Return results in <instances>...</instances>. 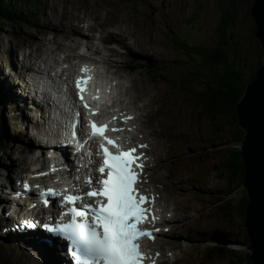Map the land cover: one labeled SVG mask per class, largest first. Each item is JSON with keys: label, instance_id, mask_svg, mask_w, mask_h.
<instances>
[{"label": "rangeland", "instance_id": "1", "mask_svg": "<svg viewBox=\"0 0 264 264\" xmlns=\"http://www.w3.org/2000/svg\"><path fill=\"white\" fill-rule=\"evenodd\" d=\"M221 2L222 0H42V7L37 13L36 3L30 0L26 7L30 9V12L36 14L31 19L30 25L0 24V81L3 83L9 74L10 78L15 80L12 68L15 67L16 61L21 62V68L24 67V63L19 58L24 57L29 50L26 48V44L45 43L48 46L53 42L50 39L62 40V34L59 32L63 31L60 29L65 25L66 17H63V13L67 6L79 10L78 14L82 17L85 15V4L93 3L103 9L100 12L103 14L100 16L102 23L93 30L86 31L87 29H84L88 34L85 36L89 38L82 44H80L81 39H78L80 43L77 41L74 53H80L78 51L82 47L89 49V44L94 41L98 50L100 49V53L96 56L93 54L94 52L90 51L93 55L92 60L99 64L103 71L105 67L101 64H105H100L99 61L103 62V59L107 58L112 66L115 64L122 67L121 70L111 69L115 72L114 75L119 77V79L116 77L117 81H115V86L119 87L113 90L114 99L124 100L127 105L124 112L128 110V107L133 109L131 110L132 114L134 111L138 112L137 109L145 110L147 108L149 110L148 123L157 124L153 130L151 129L154 133L150 130L145 131L144 135L147 138L143 140L145 142L152 140V136L160 131L162 138L165 136L167 141L174 142L171 154L174 157V168L179 171L170 173L169 178L165 179L164 177L163 181L168 184L170 181H174L180 188L178 190L180 192L178 195L180 209L176 211L174 222L166 227L168 233L161 241H172L177 247L174 248V251H172L173 249L168 250L169 254L165 257L162 256L160 264H231L232 260L223 252L220 253L216 250L219 256L214 253L215 245L209 242V238L214 232L232 236L239 231L238 237L232 238L233 242L230 241L231 243L226 246L227 250H234L240 257L246 258L248 255V259L251 254L248 251L250 241L244 245L241 243L244 233L240 228L243 223L237 213L241 200L244 196L247 197V192L243 188V182L234 187L230 186L227 174L221 167L229 155L228 151L230 149L240 151L242 143L238 145L233 142V137L236 134L234 127H228L227 123L219 118L212 121L197 102L198 98L195 92L200 90L201 84L207 80L208 76L197 77L196 83L193 87H189L190 92L188 93L184 91L187 89L185 85L179 87L181 83H185L184 79L189 70L192 71L188 67L197 64L201 66V61L198 57L187 58L172 41L175 36L190 46L214 47L218 42L217 31L221 20V10L224 8L221 6ZM247 5L248 3L243 1L237 6L235 24L229 27L227 33H233V38L229 40L235 44H231L229 48L226 47L230 62L241 70L246 78L250 77L256 69L259 58L264 60L261 46L252 32L253 19L248 17ZM90 8L95 7L91 5L87 10ZM117 21L124 22L126 33L122 34L121 31L115 30L117 33L114 31L112 35L125 40L120 41L112 37L104 38L105 31L115 29L113 25ZM66 27L67 30L70 28L68 25ZM96 34H101V38L98 39ZM78 35L82 34L78 32ZM32 37L35 39H31ZM47 39L50 41H46ZM116 42H119L121 46ZM95 45H91V48L93 49ZM66 55L67 53L58 54L57 60L60 62L62 59H66ZM110 57L113 58L110 59ZM187 59L190 64L185 63ZM152 60L156 62V67L140 68V64L145 66ZM49 63H37L32 67V70L28 68V71L40 72L39 68L52 67L51 60ZM75 63L76 61H73L72 65ZM71 73H73L72 70H70ZM29 77H32V74ZM16 79L20 82V75L16 76ZM132 79L134 81L132 85L136 90L132 87L133 97L130 96V99L134 105L127 104L129 99L126 100L123 96L124 89L130 85ZM32 81L34 80L25 82H28V92L31 88L33 98L30 97V99L36 102L34 110H38V112L26 111L24 115H30L29 117L37 119L39 117L37 114L40 111L38 106L40 98L35 101L36 89L30 85L33 84ZM5 83L8 85L7 82ZM171 83L173 84L171 85ZM6 85L3 83L5 94H7ZM127 93L130 92L127 91ZM140 96V101H133V98ZM14 99L2 102L0 98V119L6 127L5 147L0 149L1 173L14 167L13 163H17V159L20 158L18 147L15 148V146L20 144L19 146L23 149L38 147L37 141L30 137L33 131L28 129V122L27 125L20 123L22 117L17 114V100L15 97ZM161 120L165 126L158 129V122ZM150 133H152L151 137H149ZM182 133H185L184 137H182ZM34 153V157H36L37 152ZM28 163L31 162L26 161L25 166H16L18 172H14L13 169L8 172L10 180H14V176L19 175L20 170L24 169L23 172H25ZM28 167L31 169V166ZM151 174V169L145 173V177L150 180L149 189H152ZM165 174L168 173L160 172L161 177ZM4 178L0 174V183H4ZM0 188L2 189V186ZM160 193L164 197V191L158 194ZM163 204L161 205L167 209L166 205L170 203L163 202ZM170 205L167 216L172 218L174 210L173 205ZM163 217L166 218V215L164 214ZM176 219H180L179 222H176ZM3 221L6 219L3 218L1 222ZM223 248L225 247H217L221 250H224ZM2 249L8 257L16 256L17 249L12 250L8 247ZM15 262L25 264L22 260ZM3 263L10 264L7 259H4Z\"/></svg>", "mask_w": 264, "mask_h": 264}, {"label": "bare ground", "instance_id": "2", "mask_svg": "<svg viewBox=\"0 0 264 264\" xmlns=\"http://www.w3.org/2000/svg\"><path fill=\"white\" fill-rule=\"evenodd\" d=\"M94 6L95 8H90V10H87L90 6ZM85 15L82 17L81 15H79V10L71 7V6H67L65 8V11L63 13V17L66 19L64 21V24L60 30H63L62 32H59L60 30H56L57 32H59L61 35V41L59 40H54V39H50L51 41H53L52 43H50V45L46 46L45 43L43 44H35V43H30V44H26V48L29 49L26 52V55L22 58H19L20 61H22V63H24V67H20L21 62H17L16 61V65L15 67L12 68V70L14 71V75H15V80L11 79V75L9 74V77L5 80H3V83L6 85L5 82L8 83V85H6V89H7V98H3L2 96V102L8 100V101H12L15 100L14 97L17 100V106H16V110H17V114L22 117L21 120L22 122L20 123H26L28 122V129L29 130H38V124L37 122L34 121V118L29 117L30 115L26 116V114L24 115V112L28 111L29 112H38V110H34V108L36 107V102H34L33 100L30 99V96H28V82H30V78H33V76L35 75H40L42 72V70L44 68H39V71H28V68H30L32 70L33 66H36L37 63H42V64H50L49 60L52 61V67L56 64L57 60V56L58 54H62V53H67L66 55V60L71 59L73 57H77L79 60H85V61H89L93 64H96V62H94L92 60V54L91 52H94L93 54H96V56H98V54L100 53V49L98 50V48L96 47V45L94 44V41H92L90 44L94 46V48H91V45L89 44V49L88 48H84L82 47L81 49H84L86 51V53H88V55L83 54V56L79 57L78 55L80 54H75V46L76 43L78 41V39H81V43L80 41H78L80 44H82V42H85V40H87V38L85 35L87 34L84 29H87L86 31H90L95 29V27L97 25H99L100 23H102L100 21V16H102L103 14H100V12L103 11L102 8L98 7L96 4L90 3V5L85 4ZM37 9V8H36ZM72 11L70 14L68 12ZM109 12V11H108ZM69 14V15H68ZM100 14V15H98ZM32 17V16H31ZM119 18V17H118ZM64 20V19H63ZM120 20V19H118ZM94 22V23H93ZM113 23V22H112ZM66 25H68L70 28L67 30ZM115 27V29H113L112 31H105V34L103 35L104 38H115L116 40H120V41H124L125 39H118L117 37L113 36L112 34L114 33L115 30L117 31H121L122 34L126 33V25H124L123 21H117L116 24L113 25ZM82 29V30H81ZM124 31V32H123ZM45 32V31H44ZM78 32H80L82 35H78ZM116 32V31H115ZM117 33V32H116ZM88 35V34H87ZM97 35V34H96ZM98 39L101 38V34L97 35ZM35 37V36H33ZM31 38V39H35V38ZM80 37V38H79ZM29 39V40H31ZM97 39V40H98ZM49 39H47L46 41H50ZM120 45L119 42H116ZM52 45V47H51ZM88 45V44H87ZM121 46V45H120ZM44 47V48H43ZM51 47V48H50ZM80 47V46H78ZM97 48V49H96ZM24 49V48H23ZM39 49H41V52H39ZM50 49V50H48ZM79 49V48H78ZM77 50V49H76ZM109 51V50H108ZM107 51V52H108ZM25 54V53H24ZM95 57V56H94ZM96 58V57H95ZM113 57H110V59H112ZM17 59V58H16ZM106 60V61H105ZM100 64L104 63L105 65L101 64L102 66L105 67V75H109L108 77L110 79H115V77H117L119 79L118 76L114 75V71L111 69H118L121 70L120 68L122 67H118L117 65L113 64L114 66H112L110 64V62L107 59H103V62L99 61ZM23 65V64H22ZM117 66V67H116ZM41 67V66H40ZM34 69V68H33ZM72 69V66L69 67V69H67V73L68 75H70V70ZM21 73V74H20ZM30 74H32V77H29ZM20 75V82L17 81L16 76ZM27 77L30 79H27ZM57 78V77H56ZM11 80V81H10ZM28 81L27 83L25 81ZM130 81V80H129ZM34 84H30V85H35V82L32 81ZM58 82H61V80L59 79ZM133 79L130 82V85L128 87H126L124 89L123 92V96L125 97L126 100L129 99V101L127 102V104L131 103V105H134V103H132L130 96H132L131 92H133V88L136 90V88L132 85L133 84ZM26 83V84H25ZM2 86V85H1ZM32 86V87H33ZM30 87V86H29ZM119 87V86H118ZM133 87V88H132ZM31 88H29L30 91ZM119 89V88H118ZM129 91L130 93H127V91ZM1 92V91H0ZM32 93V92H31ZM120 93V92H119ZM2 94V93H1ZM35 96H36V100L38 98H40V102L39 104H44L48 101L47 96L40 93L38 90L35 91ZM133 97V96H132ZM33 98V97H32ZM141 96L139 98H133V101H140ZM120 103H124V100L119 101ZM8 103V102H7ZM15 103V102H14ZM12 104V103H11ZM127 107V105H126ZM126 107H120V111H122V113H124L127 117H129V107L127 108L128 110L126 112H124L126 110ZM144 107V106H142ZM33 109V110H32ZM139 112V115H132V117H135L132 119V131L129 132L127 131L126 128L125 130V137L128 140V143H132L133 146L134 145H143V144H147V157L148 160L146 162L147 164V169H151L152 170V174H151V184H152V189L149 190V193L152 194V196L157 200V202L155 203L157 205L156 209L158 210L156 213V217L161 218L162 220H164V225L160 228L161 232H159V235L157 236V232L154 233V237H155V244L154 243V252L153 255L156 257V254L159 253L160 257L161 256H166L169 254L170 251L168 250H172L174 251V248L177 247L175 246L172 241H161L163 239V237H166V233L164 232V228L168 227V225H170V223L174 222L175 216H176V211L178 209H180V205L178 202L180 192L178 191L180 188L178 186H176V183L174 181H170L169 184L164 182V177L165 179L169 178V174L174 172L176 173L177 169H175L174 165H173V155L171 154V150L173 148L172 144H174V142L172 140L167 141L166 137L164 136V138H162L161 136V132L159 131V133L155 134L154 136H152V133H150L149 137H153L152 140L145 142L143 139L147 138L145 134V131L150 130L151 132H153V128L156 127L157 124L152 125L148 123V119H149V114L147 108H145V110L142 109H137ZM43 111V109H41V112ZM40 112V111H39ZM43 113V112H42ZM120 114V112H119ZM38 115V114H37ZM61 118V117H60ZM24 119V120H23ZM108 120H110V118H107ZM166 121V120H165ZM137 122V123H136ZM167 122V121H166ZM165 126V123L161 120V122H158V126L157 128L160 129L161 127ZM27 127V126H26ZM171 128V127H170ZM152 129V130H151ZM144 131V132H143ZM30 132V131H29ZM182 132V129H181ZM41 133L43 134V136H47L46 132L41 130ZM154 133V132H153ZM141 135H143L141 137ZM182 137L185 136V133H182ZM50 136V134L48 133V137ZM169 136V135H168ZM161 138V139H160ZM22 141V139H20ZM141 140H143L141 142ZM184 140V138H183ZM20 144H18L16 147H18L17 151L20 153V158L17 159V163H13L12 168L8 169L6 172L3 171L2 173L0 172V174H2L5 178H4V183H0V186L2 185H6V189L11 187V194H13L14 192L17 193L19 191V189L21 187H19L18 185L20 184L18 181H15V186H14V180H10V177L8 176V172L13 171L14 172H18V168H16V166H25V162L26 161H30L31 163H28V166H31L35 163H39L41 162L42 164L44 163V156L42 154V148H46L49 149V147H43L41 144H38V148L35 149H31L29 147L23 149L22 147L19 146ZM127 145V143L125 144ZM41 146V147H39ZM37 152V156L34 157V152ZM19 157V156H18ZM32 157V158H30ZM65 156L61 157V159H64ZM18 160H20V162H18ZM42 160V161H41ZM58 162L60 161V159L57 160ZM27 166V170L25 172L24 169L20 170V173H27L29 167ZM57 166H60V163H58ZM7 167V166H6ZM43 169V168H42ZM146 169V171H147ZM85 170V169H83ZM160 172H166L168 174H165L163 177L160 176ZM180 174V173H179ZM142 178V177H141ZM10 180V181H9ZM6 181L8 183H6ZM184 181V180H183ZM187 182V181H186ZM6 183V184H5ZM161 187V188H160ZM2 192H4V188L2 186ZM8 191V189H7ZM164 191V197L162 196V194H157L159 192ZM173 191V192H172ZM177 193V194H176ZM19 196L21 198L22 195L19 194ZM25 196L27 198H29V194H25ZM164 198V200H163ZM0 200L1 197H0ZM163 202H168L170 204L173 205V210H174V214L172 216V218H169L167 216V214H169L168 208L171 207L170 204L166 205L167 209L164 208V204ZM161 204H163L164 206H162ZM167 204V203H166ZM10 206H11V201L8 202L5 200L4 203L0 204V264H7V263H3L4 259H7L8 262H10V264H18L15 261H24L25 264H48V260L43 259L41 256L45 255V257L47 259H50L47 255V252L41 247L38 246L36 247L38 254L36 253V251L33 249V247L27 243V242H21L22 239V235L21 234H17V233H10V226L14 225L16 222H19V218H17L16 215L9 213L10 210ZM19 208V209H17ZM16 210H23L25 209L24 207H17L15 206ZM166 215V218L163 217V215ZM11 215V216H10ZM33 214L31 213H27L24 215H21V218H29L32 219ZM3 218L6 219V221L1 222V220H3ZM183 218V217H182ZM11 219V221H10ZM180 219H176V222H179ZM26 220H22V222ZM155 227V226H154ZM153 228V227H152ZM157 228V227H155ZM58 232V229H56ZM28 236H39V237H43L44 235L41 232H37V234H28ZM60 245H62V243H60ZM157 245V246H156ZM55 246V245H54ZM3 247H8V248H12L13 249H17V253L16 256L13 257H8V255L4 254L3 252ZM33 250V251H32ZM6 253V252H5ZM37 255V256H36ZM56 255V251L53 250L52 251V257L54 258L55 262L57 264H66L65 260L62 259V255L57 258H55ZM66 255L68 257V254L66 252ZM69 259V257H68ZM36 260V261H35ZM158 260V257H157ZM47 262V263H46ZM70 263V261H69ZM50 264H53L52 262H50ZM160 264V263H158Z\"/></svg>", "mask_w": 264, "mask_h": 264}, {"label": "snow or ice", "instance_id": "3", "mask_svg": "<svg viewBox=\"0 0 264 264\" xmlns=\"http://www.w3.org/2000/svg\"><path fill=\"white\" fill-rule=\"evenodd\" d=\"M81 71L88 70L82 68ZM89 79L91 77H78L75 86L82 106L95 116L99 114V109H91L84 96L86 88L82 86L86 85ZM92 99L98 100L99 96L94 95ZM117 119L121 118L113 116L105 123L89 119L90 137L100 140L96 152L102 157L98 166L100 178L95 181V186H92L91 178L85 181L90 190L83 196L67 195L64 200L72 204L87 197L95 198V202L84 203L79 209H70L71 220L61 225L59 230L79 246L80 254L76 255L75 259L82 261V264H145L146 261L154 264V257L142 251L141 244L145 238L154 241L153 233L161 231L159 228L145 227L147 224H154L158 217L151 214L152 209L146 206L152 203L153 198L145 195L138 187L143 174L144 157L137 149L147 146L141 144L125 147L128 143L126 138H123L122 142L119 135L109 136V132L126 131L120 127H109V124ZM122 119L126 123L132 117ZM127 131L131 132L132 129ZM24 187L29 186L25 184ZM48 194H54L53 190L48 189ZM77 218H80L79 222ZM158 255L159 253L156 254Z\"/></svg>", "mask_w": 264, "mask_h": 264}, {"label": "trees", "instance_id": "4", "mask_svg": "<svg viewBox=\"0 0 264 264\" xmlns=\"http://www.w3.org/2000/svg\"><path fill=\"white\" fill-rule=\"evenodd\" d=\"M29 1L30 0H0V24L14 23L19 26L23 24L30 25L31 19L36 14H34V12H30V9L26 7V4ZM33 1L36 3V12L39 13L42 7V0ZM243 1L248 3L247 14L248 17L252 18L250 10L253 0H222L221 6L224 8L221 10V20L217 31L218 42L214 47H202L198 45L190 46L189 44L184 43L182 39L176 38L175 36H173L174 38L172 40L173 44H175L179 51L182 52L187 58L194 59L195 57H198L201 61V66L196 63L197 65H190V67H188L192 71L189 70V73L185 79L183 78L185 83H181L179 87L185 85L187 89L184 91L188 93L190 92V90H188L189 87H193V85L196 83L195 80L198 79L197 77L208 76V81L205 80L201 84L200 90L195 92L198 98L197 102L200 103L202 111L207 114L212 121H216V119L219 118L225 121L228 127H234L236 129L233 142L238 145L242 143L244 133L238 127V120L235 111L236 104L243 95L246 85L253 79L255 71L263 63V60L259 58L256 64V69L250 77L246 78L243 75V72L237 69L230 62L228 57L226 47L229 48L231 44H235L229 40L233 38V33L227 34L228 29L235 24L237 6ZM252 32L254 35V22L252 25ZM185 63H189L188 59ZM141 67L144 66L141 65ZM145 67H156V62L152 60L148 65H145ZM196 70L200 71L194 72ZM172 84L173 83H171V85ZM1 85L2 83L0 81V98L3 99L7 97V94H5L3 85ZM5 129L6 127L4 126V123L0 119V136L2 134L0 137V149L5 147ZM228 152L229 155L224 163H222L221 167L224 168L227 174V178L229 180L228 184L234 187L236 185H240L243 182L245 166L242 161L241 151H234L230 149ZM246 205L247 197L244 196L241 200L239 210H237V213H239L238 215L240 216L243 223V226L240 228L244 233L243 241L241 242L242 245L249 242L248 234L244 227ZM238 235L239 231L232 236H229V234L224 235L222 232H214L209 238V242L215 245V249L213 251L216 256H219L216 250L220 253L223 252V254H226L230 257L232 260L231 264H252V262H250L248 259V255H246V258L240 257L236 252H234V250H227L226 248L229 243L233 242L232 238H237ZM217 247H225L226 249L223 248L224 250H221L217 249Z\"/></svg>", "mask_w": 264, "mask_h": 264}, {"label": "water", "instance_id": "5", "mask_svg": "<svg viewBox=\"0 0 264 264\" xmlns=\"http://www.w3.org/2000/svg\"><path fill=\"white\" fill-rule=\"evenodd\" d=\"M250 14L264 58V0H253ZM235 111L238 127L244 132L240 151L245 166L242 185L248 198L244 227L250 241L249 260L264 264V60Z\"/></svg>", "mask_w": 264, "mask_h": 264}]
</instances>
